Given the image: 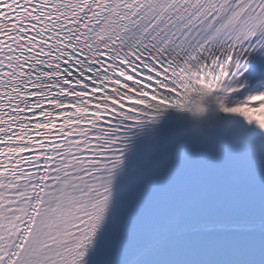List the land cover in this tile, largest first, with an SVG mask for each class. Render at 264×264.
Masks as SVG:
<instances>
[{
    "label": "snow or ice",
    "instance_id": "1",
    "mask_svg": "<svg viewBox=\"0 0 264 264\" xmlns=\"http://www.w3.org/2000/svg\"><path fill=\"white\" fill-rule=\"evenodd\" d=\"M0 264H264V0H0Z\"/></svg>",
    "mask_w": 264,
    "mask_h": 264
}]
</instances>
